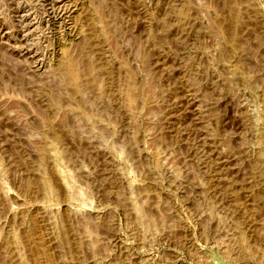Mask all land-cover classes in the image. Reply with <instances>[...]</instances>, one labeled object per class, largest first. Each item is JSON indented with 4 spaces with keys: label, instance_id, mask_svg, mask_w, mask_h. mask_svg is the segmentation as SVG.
<instances>
[{
    "label": "rangeland",
    "instance_id": "rangeland-1",
    "mask_svg": "<svg viewBox=\"0 0 264 264\" xmlns=\"http://www.w3.org/2000/svg\"><path fill=\"white\" fill-rule=\"evenodd\" d=\"M218 261L264 264V0H0V264Z\"/></svg>",
    "mask_w": 264,
    "mask_h": 264
},
{
    "label": "water",
    "instance_id": "water-1",
    "mask_svg": "<svg viewBox=\"0 0 264 264\" xmlns=\"http://www.w3.org/2000/svg\"><path fill=\"white\" fill-rule=\"evenodd\" d=\"M214 258H216V259H219V258H217L216 256H214V255H212ZM218 264H229V263H226V262H223V261H218Z\"/></svg>",
    "mask_w": 264,
    "mask_h": 264
},
{
    "label": "bare ground",
    "instance_id": "bare-ground-1",
    "mask_svg": "<svg viewBox=\"0 0 264 264\" xmlns=\"http://www.w3.org/2000/svg\"><path fill=\"white\" fill-rule=\"evenodd\" d=\"M184 13H185V12H184ZM179 15H180V14H179ZM95 33H96V32H95ZM72 64H73V62H72ZM77 64H78V63H77ZM77 64H75V65H77ZM71 67H72V65H71ZM74 67H75V66H74ZM70 71H71V70H70ZM73 74H74V73H73ZM75 75H76V74H75ZM75 75H74V76H75ZM75 78H76V77H75ZM75 78H74V79H75ZM69 80H70V79H69ZM75 80H76V79H75ZM215 263H216V262H215ZM217 264H218V263H217Z\"/></svg>",
    "mask_w": 264,
    "mask_h": 264
}]
</instances>
